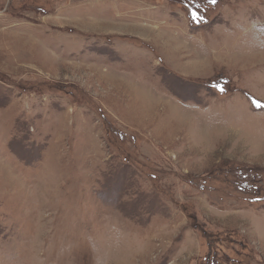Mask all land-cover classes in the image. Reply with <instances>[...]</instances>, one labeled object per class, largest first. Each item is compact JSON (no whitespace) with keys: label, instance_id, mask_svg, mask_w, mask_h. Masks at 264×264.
<instances>
[{"label":"rangeland","instance_id":"1","mask_svg":"<svg viewBox=\"0 0 264 264\" xmlns=\"http://www.w3.org/2000/svg\"><path fill=\"white\" fill-rule=\"evenodd\" d=\"M67 1L0 0V264H264V0H78L118 8L93 34Z\"/></svg>","mask_w":264,"mask_h":264},{"label":"crops","instance_id":"2","mask_svg":"<svg viewBox=\"0 0 264 264\" xmlns=\"http://www.w3.org/2000/svg\"><path fill=\"white\" fill-rule=\"evenodd\" d=\"M62 4H59L56 8L59 10V16L57 15L46 19L45 21L48 24H45L46 26L49 27L50 23L58 25L59 27H64L66 24H69L73 26L76 31L79 29L83 33L93 34L97 32V26L100 27V24L102 25L103 21L107 20V22L103 24L107 33H119L118 31L121 29H116L114 23L118 8L114 5L112 6L110 2L105 5L88 1L70 0ZM98 13L102 15L103 21L99 22L101 18ZM61 33L62 32L59 30V34ZM190 36H192V34H189L186 29H165L162 25L153 28L149 33L145 34L146 39L153 42L162 56H166L170 61H175L174 64L180 68L182 76L189 77V75L194 74L200 76V71L194 73V70L191 68L195 62V53L197 52L198 59L202 64L201 72H207L204 66L209 64V62L207 61L205 63L204 55L201 53L205 47L196 49L194 37L193 40H191ZM64 41H66V38ZM244 217L250 220V235L254 239H257V241H259V239L264 240V214L256 218L248 213L244 214ZM260 217H262V219H260Z\"/></svg>","mask_w":264,"mask_h":264},{"label":"snow or ice","instance_id":"3","mask_svg":"<svg viewBox=\"0 0 264 264\" xmlns=\"http://www.w3.org/2000/svg\"><path fill=\"white\" fill-rule=\"evenodd\" d=\"M216 2L217 0H207L208 4H216ZM184 7L193 22H200L204 19L202 15V12L204 11L203 0H184ZM216 87H218V90L221 92L223 91V88H220L219 86ZM252 102L256 107H264V104L259 100H253Z\"/></svg>","mask_w":264,"mask_h":264},{"label":"built area","instance_id":"4","mask_svg":"<svg viewBox=\"0 0 264 264\" xmlns=\"http://www.w3.org/2000/svg\"><path fill=\"white\" fill-rule=\"evenodd\" d=\"M97 2H101V1H103V0H96Z\"/></svg>","mask_w":264,"mask_h":264}]
</instances>
